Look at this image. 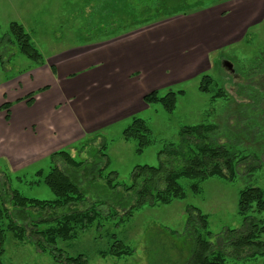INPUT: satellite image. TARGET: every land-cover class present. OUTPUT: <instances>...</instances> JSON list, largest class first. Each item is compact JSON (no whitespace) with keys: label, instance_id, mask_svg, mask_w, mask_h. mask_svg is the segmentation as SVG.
<instances>
[{"label":"rangeland","instance_id":"obj_1","mask_svg":"<svg viewBox=\"0 0 264 264\" xmlns=\"http://www.w3.org/2000/svg\"><path fill=\"white\" fill-rule=\"evenodd\" d=\"M214 15L228 23L224 35L217 38L213 35L216 26L209 19ZM10 23L20 25L29 35L32 46L43 59L41 66L19 53L9 33ZM237 24L242 30L231 43L235 38L229 34L233 31L230 28H237ZM173 25L175 30L157 39L150 56L143 57L140 47L123 54L100 47L89 59H85L79 49H76L79 54L71 53L78 46L85 49L121 35L138 37L159 27L164 32ZM8 39L9 44L5 42ZM0 45H3L0 46V83L3 85L28 75L29 71L44 68L47 59L54 57L58 58L59 65L68 63L61 73L71 71L81 76L77 79L81 85L77 87L68 86L64 80L59 88L52 89L53 92L59 89L68 102L66 106L72 111L70 117H65L66 110L62 116L58 115L59 111L53 117L30 112L27 117L20 116L35 122L45 120L36 125L37 136L43 137L41 144L46 139L40 152L46 154L31 162L25 160L16 164L13 161V166L0 158V182L27 199L53 201L54 195L43 184V177L55 165L50 155L64 151L76 161H83L86 153L78 154L77 150L94 137H99L95 144H106L110 164L106 173L115 172L120 186L130 184L134 167H157L160 151L169 145L180 146L179 134L184 127H216V141L236 154L231 180L209 178L198 184V193L194 194L190 190L193 182L180 179L178 183L185 192L184 200H174L168 205H145L134 211L129 219L122 218L120 212L107 218L105 205L97 207L101 217L95 223L76 230L73 240L56 243L55 248L64 256L81 255L85 264H188L193 236L186 231V209L194 207L207 217V231L210 232L207 240L214 249L221 246L225 264H264V255L245 253L235 258L230 246L221 245L226 230L243 227V218L237 212L239 193L258 188L264 194V0H0ZM141 48L148 50L149 46L144 44ZM97 61L100 62L94 64ZM223 62L231 64L233 73L222 66ZM131 63L137 64L136 71L132 72L139 75L135 79L129 73ZM127 68L128 74H125ZM111 70L121 72L114 78L120 90L126 87L124 82L135 81L133 84L138 90H146L145 95L152 91L160 96L169 91H182L183 95H177L171 113L159 104L146 105L143 100L144 108L134 102L129 106L120 104L109 111V104L124 95L119 93L111 97L114 92L108 86ZM204 77L211 79L207 93L199 91ZM85 78L87 82L93 80V85L109 89L100 88L102 90L91 100L81 90ZM97 78L105 84H98ZM19 91L11 85L7 91L8 100H13ZM71 94L79 95V101L76 102L77 98H72ZM94 108L98 113H92ZM0 113L7 124L5 112ZM104 114L107 118L96 125ZM133 118L142 120L149 130V145L140 155L135 153L134 140L122 138ZM55 127L59 133L54 134ZM57 165L67 171L61 162ZM39 171L43 176H36ZM104 184V180H97L93 185L83 181L85 200L76 209L89 208L99 194L108 196L102 189ZM56 213H67V209H58ZM249 216L264 226V212L251 211ZM113 237L132 250L130 256L115 258L108 254ZM259 240L264 244V234ZM3 249L1 264H58L49 253L38 252L27 239L19 242L9 233H5Z\"/></svg>","mask_w":264,"mask_h":264},{"label":"trees","instance_id":"obj_2","mask_svg":"<svg viewBox=\"0 0 264 264\" xmlns=\"http://www.w3.org/2000/svg\"><path fill=\"white\" fill-rule=\"evenodd\" d=\"M9 33L21 55L37 66L43 64L42 57L20 25L10 23ZM5 42L9 44L10 40ZM210 84L209 77L202 78L199 91L207 93ZM220 94L221 92L216 97ZM177 95H183V92L169 91L160 96L157 91H152L142 100L146 105L159 104L164 111L171 113L175 108ZM25 99L26 104L30 106L33 95ZM9 109L10 104L7 102L0 107V111L5 112L6 121L9 120ZM214 132L216 133V127L212 125L182 128L179 134L180 146L169 145L160 151L157 155V167H134L129 185L120 186L116 182L115 172L106 173L110 165L107 148L104 143L95 144L99 137L85 142L77 150L78 154L86 153L83 161H76L64 151L50 155L49 158L55 165L43 177V184L54 195L53 201L27 199L17 191L9 190L8 184L0 182V259L4 253L5 233H9L19 242L27 239L38 252L49 253L55 263L85 264L83 256L66 257L55 245L58 241L73 240L76 230L86 229L95 223L101 217L97 207L105 205L107 218H113L120 212L122 218L129 219L134 211L145 205H168L174 200H184L185 192L178 183L180 179L193 182L190 190L194 194L198 193V184L209 178L225 177L231 180L236 154L224 143H218ZM122 138L124 141L134 140L135 153L140 155L149 145V130L142 120L133 118L131 125L123 131ZM58 162H61L67 171L60 169ZM36 176L41 177L43 174L39 171ZM85 180L92 185L97 180H104L102 189L109 195L99 194L89 208L77 210L76 206L85 200L81 187ZM58 209H67V213L58 215ZM251 211L257 214L264 212V194L258 188L245 189L239 193L237 212L243 218V227L240 230H226L222 235L221 245L230 246L231 255L235 258H240L245 253L249 256L264 255V244L259 240L264 234V226L249 216ZM186 213V231L193 236V249L188 264H225L221 246L214 249L207 240V237H210V232L207 231V217L194 207H188ZM113 240L108 249L110 256L121 258L131 255L130 248L114 237Z\"/></svg>","mask_w":264,"mask_h":264},{"label":"crops","instance_id":"obj_3","mask_svg":"<svg viewBox=\"0 0 264 264\" xmlns=\"http://www.w3.org/2000/svg\"><path fill=\"white\" fill-rule=\"evenodd\" d=\"M209 19L210 22H213L216 26V30L213 34L215 38L224 35V31L226 30L225 27L227 26L228 23L225 22L224 20L220 21L216 15H214ZM209 19L207 20L209 21ZM207 20L205 21V23H207ZM183 25L184 22L180 26L182 27ZM149 27H153V25ZM168 28L170 29L164 32H162L163 28L161 27L153 31L155 29L154 28L153 30H148L141 33L142 35L138 37L133 36L132 38H129V36L127 35H121L119 37H115L114 39L110 38L101 43H96L95 46L92 47L87 46L85 49L84 47H81L83 48L81 49L79 48L80 46H78V48L73 49V52L71 53L79 54L80 53L79 51H82V54L84 55L85 59H89L91 58L92 55L98 53L100 47H104V51H106L107 49L118 53L120 51V54H123L124 52H133L138 47H140V50L143 52L142 53L143 57L150 56L152 55L151 53L155 49L153 48V46H155L157 39L163 37L164 33L175 30V25ZM205 28L206 27L201 29L202 32H204ZM230 29H232L233 31L230 32L229 34L233 35L235 38L234 40H232L231 43H234V41L236 40V33L241 31L242 29L240 24H237V28L232 27ZM159 30L162 32L161 34ZM213 35H211L210 37L212 39H215ZM144 44H147L149 46L148 50L147 49L142 50L141 47ZM76 49H79V51H77ZM110 51H108V53ZM57 59L58 58L55 57L47 59V63L44 68L29 71L28 75L22 76L13 82L10 83L8 82L7 84L4 85L3 83H0V107L5 102L10 104L9 121L7 122V124L4 123L5 122L4 115L0 113V158H4L11 166H13L15 163L18 164V162H23L25 160H29V162H31L33 160H36L38 156L41 157L43 156V154H46V152L43 153L40 152L43 149L44 142L46 141V139L41 144L43 137L41 136L42 138H39L40 136H37V125H36L37 123H41V124L45 123V120L41 119L42 120L41 122H35L32 119L21 118L20 116L22 114L27 117L28 112H30V113H34L35 115L41 114V115H45L46 117L48 116L53 117V116H57L58 111H59L58 115L62 116L63 115L62 113L66 110L68 112V115L66 114L65 117L71 116L72 111L70 110L69 107L66 106L68 102L60 94L59 89L56 92H53L52 89L59 88V86H61L64 83V80L68 86L75 85L77 87L81 85V82L77 81V79L81 76L77 77L76 72L73 73L71 71H68L66 73H61L62 67L63 66L67 67L68 63L59 65ZM99 62L100 61L94 62V64H98ZM136 65H137L136 63H131V66L129 68L130 69L129 73L131 72L130 75L131 78L133 79L139 76V75H135V73L132 74L133 71H136ZM127 70L128 68L125 70L124 72L125 74H128ZM137 71H140V69ZM108 73L110 74V76L108 77L109 78L108 86L110 90L114 89V92L111 97L118 95L119 93L124 94L118 96L119 98L116 97L118 98L117 101L112 102V105L109 104L108 110L109 109L113 110L114 108L120 107V104H127L129 106L134 102L140 108H144L142 98L145 95L146 90L144 91L138 90L137 85L133 84L135 81H133L131 84L128 81L127 83L124 82V85L126 87L120 90L121 87H118L114 83V78L117 75H120L121 72L111 70ZM73 76H75V78ZM68 79L71 80L68 81ZM87 79L88 78H85L82 81L85 84L82 86L81 90L83 94H86V96H88L91 100L95 97V94L99 90L109 89V88H103L97 85H93L94 84L93 80L90 79L89 82H87ZM136 80L138 81L139 79ZM98 82H99L98 84L100 85L105 84L99 79ZM1 85H3V87H1ZM11 85H13V89L18 90L19 88L20 91L17 92L18 94L15 95L16 97H14L13 100H8L7 91L11 87ZM111 85L113 86L110 87ZM76 87L75 89H77ZM29 95H33V101L30 106L26 104V99H25ZM71 96H73L72 98H77L76 102H78L80 99L79 95L71 94ZM94 106L98 107V104L95 101H94ZM96 109L97 108H94L92 113H98L96 112ZM106 114L100 116L99 118L100 121H97L95 124L98 125L101 123V120H105L107 118ZM48 120L49 119L47 118L46 121ZM54 131H55L54 134L60 132V130L57 129L56 127L54 128ZM79 136L80 135H78V137ZM23 140H26V142ZM26 148H28V150H26ZM13 161H15V163H13Z\"/></svg>","mask_w":264,"mask_h":264},{"label":"water","instance_id":"obj_4","mask_svg":"<svg viewBox=\"0 0 264 264\" xmlns=\"http://www.w3.org/2000/svg\"><path fill=\"white\" fill-rule=\"evenodd\" d=\"M222 66L227 69L230 73H233L232 66L228 62H223Z\"/></svg>","mask_w":264,"mask_h":264}]
</instances>
